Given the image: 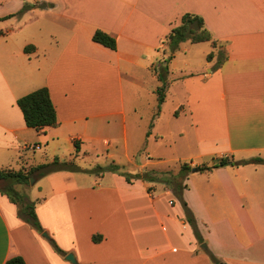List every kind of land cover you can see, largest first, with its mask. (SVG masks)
Instances as JSON below:
<instances>
[{"label": "crops", "instance_id": "1", "mask_svg": "<svg viewBox=\"0 0 264 264\" xmlns=\"http://www.w3.org/2000/svg\"><path fill=\"white\" fill-rule=\"evenodd\" d=\"M186 13L202 17L225 45L218 68L215 58L206 59L208 42L204 64L191 63L193 46L203 43L190 42L165 62L166 36ZM97 29L115 38V50L92 41ZM179 55L183 67L170 78ZM159 63L168 66L164 102L175 88L176 128L165 145L161 110L145 138L148 149L164 146L169 155L140 149L133 155L124 87L128 99L139 88L155 94ZM41 87L49 90L57 124L36 132L25 125L16 100ZM102 128L117 131L103 137V145L120 142L126 163L116 164V152L105 149L106 157L127 173L182 162L212 166L220 158L263 162L186 176L182 200L203 243L180 200L161 183H128L111 172L51 173L40 180L39 192H49L35 206L48 238L0 194V264L15 256L25 264H70L50 240L77 264H214L211 255L222 264H264V0H0V167L7 155L29 151L43 153L46 162L68 161L72 153L56 156L63 141L81 158L89 152L85 142L100 141L93 130ZM94 235L100 240L93 242Z\"/></svg>", "mask_w": 264, "mask_h": 264}, {"label": "trees", "instance_id": "2", "mask_svg": "<svg viewBox=\"0 0 264 264\" xmlns=\"http://www.w3.org/2000/svg\"><path fill=\"white\" fill-rule=\"evenodd\" d=\"M92 41L105 47L110 50L116 49V40L110 34L102 31L95 30L92 35ZM188 41L192 44L197 43H210L212 47V51L207 55L206 59L210 61L213 58L214 50H217V60L214 69L218 68L221 63L226 59L224 49H219L221 43L215 40L209 30L206 28L204 20L202 17L186 13L183 14L178 24L170 29L169 34L166 36V42L168 49L170 51V55L165 60L168 63L172 58L174 52L178 49L180 43ZM28 48L25 47L24 51L27 52ZM153 72L156 75L157 80L160 82V85L156 88L155 94L157 96V111L156 115L160 111V106L165 100V90L167 87V65L161 66V64H157L153 68ZM16 105L20 109L25 125L33 129L36 132L41 131L45 127H52L57 124L56 119V110L52 103L49 90L46 87L38 88L28 94H25L16 100ZM151 125L146 133V136L149 135ZM74 148L75 152L78 153V145L75 141ZM77 155L73 156L68 161H59L58 158H54L51 162L43 163L39 165L30 166L28 168H22L19 170L14 169H0V181L5 183L3 187L0 188V194L7 195L8 199L14 203L18 204L19 208L17 210V216L26 222L30 227L36 230L38 233L44 232L39 221L37 219L35 213V203L30 202L26 196L18 193L15 189V185L25 186L29 182V178L33 177L35 179L48 175L54 172L60 171H68V172H83L94 175H103L106 172L117 173L123 176L126 182L130 183L133 180H141L144 182H153V183H161L165 187L169 188L174 196L180 200L186 222L191 226L194 236L198 243H203V240L198 232L196 221L187 208L185 202L182 200V191L186 188V185L183 183L186 176L193 169L188 163L182 162L179 164V168L177 172H173L171 170L168 171H155L149 169H143L142 171L136 173H127L123 169V167L116 165L114 163H110L106 167H97L95 169H81L75 163V158ZM263 162L260 158L245 160V161H232L227 158H220L216 163L212 166L200 165L195 169L197 171H209L212 168L223 167L227 165H240L246 163H259ZM93 242H97L100 240V236L94 235L92 237ZM50 243L53 246V249L56 253L61 256H65L66 254L56 245L53 240H50ZM213 260L214 264H217L213 256H210ZM4 264H25L24 260L15 256L8 259Z\"/></svg>", "mask_w": 264, "mask_h": 264}, {"label": "rangeland", "instance_id": "3", "mask_svg": "<svg viewBox=\"0 0 264 264\" xmlns=\"http://www.w3.org/2000/svg\"><path fill=\"white\" fill-rule=\"evenodd\" d=\"M184 42L187 43L188 41H184ZM218 46H220L219 49L223 50L225 45L221 43V45H218ZM207 47H208L207 43H203V44L193 46L194 51H192V53L189 56V59H190L191 63H193V66L196 67V65H198L199 63H202V64L205 63V53L204 52H205ZM217 50H218V48H216L214 50L215 52L213 54V58H215L216 60H217ZM213 58H212V60H213ZM164 59H166V58H164ZM184 61H185V59L182 57V55H179L178 60L176 61V64L173 65L170 69V73L173 75V76H170V78H174L177 71H180V69L183 67ZM159 64H161V66H165V63H159ZM167 69H168V66H167ZM139 89L140 90H138L134 93L133 97L128 99V96L131 94V92L128 91L124 87V106H125V109L128 113L126 116V123H127V127H128V139H129V141H128V147L127 148L129 150V153H132L134 155L136 150L140 149V150L145 151V152L150 150L151 153L163 154L164 156L165 155L168 156L169 152L166 151V148L164 146H155V147H151L150 149H148V147H147V144H146L147 139L145 138V134L147 133L149 126L151 125V122L156 117L157 96L155 94H151L148 90H146V88H142V89L139 88ZM173 89L175 90V88H172V90L170 91V93H171V94H169L170 98H168L164 102V104H161V106H160V111L162 110V113L164 114V118L162 120V123L159 125V126H161V129L159 130V132L163 136V141H164L165 145H167L169 142V138H168L167 134L169 133V135H170V133H171L170 131L175 130L174 126L176 128V125L172 124L174 122V120L172 118V111H173V108L175 105L174 96H172L173 92H174ZM165 92H166V90H165ZM93 131L100 138V141L95 142V141H87L86 140L87 142H85V144L90 146L88 149L89 152L86 153V155H83L81 158L76 157L75 158L76 165H78V166L80 165V166L84 167L85 169H95L97 167H106L110 163H114V162H112V159H109L106 157L107 152L105 151V149L108 152H114V153L116 152L115 153L116 158H118V159H116L118 161H115V163L117 162L116 164H125L126 162H125V160H123V159H125V157L122 154V150H121L122 147H121L120 142H119V144L117 143L118 145H116V147H114L113 144H110L109 147L103 145V139L102 138L107 137L111 134L112 135L116 134L117 131L116 130H107V129H103V128L100 130H97V131H95V130H93ZM156 132H158V130H156ZM149 133H150V131H149ZM152 145H153V143L150 140V146H152ZM148 146H149V144H148ZM70 153H72L71 155L74 156L72 143L69 141H63V142H61L60 147L58 148L56 156H58L59 158H60V156H63L64 158H68V155ZM47 154H48V150L46 151V155ZM96 154H97V157H96ZM43 158H44L43 153L42 154L39 152L31 153L30 151L29 152H23V153L21 152L20 154H17L16 156L13 155V157L10 155H7V158L5 159V161H3V163H5L6 165L3 168L0 167V169L7 168V169L19 170V169L28 168V167L34 166V165L48 163L45 161V159L43 160ZM179 164L174 163L170 167L163 169V171L171 170L175 173V172H177V170L179 168ZM119 166H121V165H119ZM130 171H132V170H130ZM64 172H68V171H64ZM46 176L47 175L39 177L37 179L30 177L27 185H25V186L15 185L14 189L18 193L26 196V198L30 202H34L35 206H36L38 199H41L42 196L48 194V192H49V189L47 187H45L44 193L42 192L43 194L40 193L38 190L40 180H42ZM95 176H100V175H95ZM4 185H5V183L0 181V188L3 187ZM42 185H45V184L42 182ZM1 197L5 198V201L7 203H10L9 205H11L13 210L15 209V211L17 213L19 205L12 203L8 199L7 195H5V194H1ZM4 208L7 209L6 206H4Z\"/></svg>", "mask_w": 264, "mask_h": 264}, {"label": "water", "instance_id": "4", "mask_svg": "<svg viewBox=\"0 0 264 264\" xmlns=\"http://www.w3.org/2000/svg\"><path fill=\"white\" fill-rule=\"evenodd\" d=\"M192 171L194 172L195 168H193ZM41 236L44 237V238H48L46 232H42ZM202 247H205V245L203 244ZM64 259H65V261H67L70 264H77L73 254H71V253L65 255ZM218 264H222V263H218Z\"/></svg>", "mask_w": 264, "mask_h": 264}]
</instances>
